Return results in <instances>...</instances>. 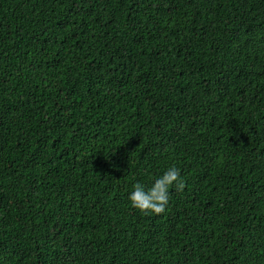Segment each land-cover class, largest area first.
<instances>
[{
  "label": "trees",
  "instance_id": "16d2710c",
  "mask_svg": "<svg viewBox=\"0 0 264 264\" xmlns=\"http://www.w3.org/2000/svg\"><path fill=\"white\" fill-rule=\"evenodd\" d=\"M0 264H264V0H0Z\"/></svg>",
  "mask_w": 264,
  "mask_h": 264
},
{
  "label": "clouds",
  "instance_id": "9594fccd",
  "mask_svg": "<svg viewBox=\"0 0 264 264\" xmlns=\"http://www.w3.org/2000/svg\"><path fill=\"white\" fill-rule=\"evenodd\" d=\"M173 187L177 192H182L186 187L179 169L174 166L156 177L148 188L139 182L135 183L128 199L131 207L144 215H161L167 208L170 198L169 190Z\"/></svg>",
  "mask_w": 264,
  "mask_h": 264
}]
</instances>
